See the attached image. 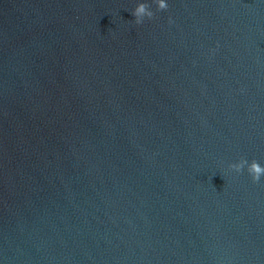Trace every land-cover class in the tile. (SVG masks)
I'll list each match as a JSON object with an SVG mask.
<instances>
[{
    "label": "water",
    "instance_id": "95a60500",
    "mask_svg": "<svg viewBox=\"0 0 264 264\" xmlns=\"http://www.w3.org/2000/svg\"><path fill=\"white\" fill-rule=\"evenodd\" d=\"M166 3L0 0V264H264V0Z\"/></svg>",
    "mask_w": 264,
    "mask_h": 264
},
{
    "label": "clouds",
    "instance_id": "9594fccd",
    "mask_svg": "<svg viewBox=\"0 0 264 264\" xmlns=\"http://www.w3.org/2000/svg\"><path fill=\"white\" fill-rule=\"evenodd\" d=\"M155 3L157 11H164L168 8L166 0H155ZM131 14L134 16L137 25L144 23L145 18L149 20L154 18V12L151 10L150 5L143 2L138 3ZM229 168L237 173L244 171L246 168L254 183H258L261 177L264 176V166L255 159L249 162L247 159L241 158L238 162L230 164Z\"/></svg>",
    "mask_w": 264,
    "mask_h": 264
}]
</instances>
